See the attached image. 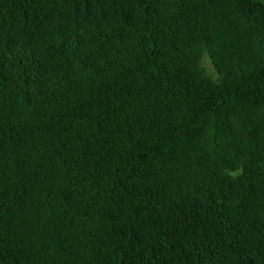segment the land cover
Segmentation results:
<instances>
[{"label":"trees","instance_id":"trees-1","mask_svg":"<svg viewBox=\"0 0 264 264\" xmlns=\"http://www.w3.org/2000/svg\"><path fill=\"white\" fill-rule=\"evenodd\" d=\"M0 264H264V0H0Z\"/></svg>","mask_w":264,"mask_h":264},{"label":"rangeland","instance_id":"rangeland-1","mask_svg":"<svg viewBox=\"0 0 264 264\" xmlns=\"http://www.w3.org/2000/svg\"><path fill=\"white\" fill-rule=\"evenodd\" d=\"M204 65H205V67L208 69L209 73L215 75L216 72H215V70H214V67L211 65L209 59L206 58V59L204 60Z\"/></svg>","mask_w":264,"mask_h":264}]
</instances>
